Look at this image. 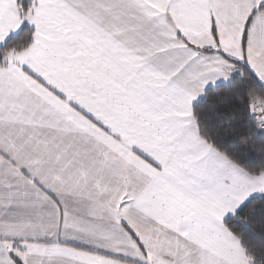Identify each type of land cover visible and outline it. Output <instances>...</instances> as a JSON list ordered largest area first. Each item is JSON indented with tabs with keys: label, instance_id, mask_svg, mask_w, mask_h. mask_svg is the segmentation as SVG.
Segmentation results:
<instances>
[{
	"label": "snow or ice",
	"instance_id": "obj_1",
	"mask_svg": "<svg viewBox=\"0 0 264 264\" xmlns=\"http://www.w3.org/2000/svg\"><path fill=\"white\" fill-rule=\"evenodd\" d=\"M0 264H264V0H0Z\"/></svg>",
	"mask_w": 264,
	"mask_h": 264
}]
</instances>
